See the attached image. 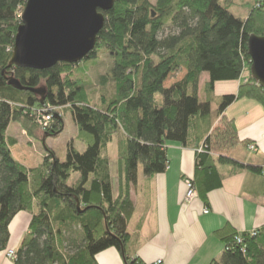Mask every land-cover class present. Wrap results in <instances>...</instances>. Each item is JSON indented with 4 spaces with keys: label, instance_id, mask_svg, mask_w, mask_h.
<instances>
[{
    "label": "trees",
    "instance_id": "obj_1",
    "mask_svg": "<svg viewBox=\"0 0 264 264\" xmlns=\"http://www.w3.org/2000/svg\"><path fill=\"white\" fill-rule=\"evenodd\" d=\"M222 2L115 0L104 13L96 49L82 61L97 58L99 51L113 57L111 78H101L111 89L104 88L96 99V85L75 78L77 65L46 70L10 66L27 0H0V252L9 258L12 223L26 213L31 216L29 233L13 250L15 264H98L97 256L109 249L119 251L125 264H145L127 251L133 240L128 231L134 213L130 188L141 167L147 177L165 173L167 146H188L192 130L199 132L197 120L212 115L211 102L203 103L199 96L201 76H209V93L216 82L241 81L237 94L221 99L218 118L241 99L264 108V88L252 77L248 53L250 36H264V0H254L246 19ZM12 76L25 88L45 89L44 102L9 85ZM170 78L175 81L166 86ZM48 107L70 112L86 150L81 153L71 144L65 162L48 150L40 167L27 168L12 154L17 140L8 136L9 128L15 123L37 141L55 137L63 131V120L44 126L39 112ZM116 136L117 198L110 155ZM238 141L235 122L224 119L197 152L193 182L203 198L222 186L219 165L243 168L224 155H212V150L227 152ZM262 231L257 237L243 235L245 253L235 240L238 233H225L226 250L213 264H264Z\"/></svg>",
    "mask_w": 264,
    "mask_h": 264
},
{
    "label": "crops",
    "instance_id": "obj_2",
    "mask_svg": "<svg viewBox=\"0 0 264 264\" xmlns=\"http://www.w3.org/2000/svg\"><path fill=\"white\" fill-rule=\"evenodd\" d=\"M174 81H167L166 86ZM208 82L209 76L203 74L199 96L203 103L210 101L211 107L212 102H221L223 97L237 94L241 83L216 82L214 91L209 93ZM224 119L235 122L239 141L227 152L212 150V155L216 158L224 155L243 168L219 165L222 186L209 192L207 199L197 189V197L187 202L185 182L196 176L197 154ZM197 124L199 132L192 130L188 146L176 143L167 146L169 164L165 173L147 177L141 167L136 185L130 188L134 213L128 231L133 240L127 251L131 257L140 258L145 264H213L225 251L226 245L222 240L225 233L244 235L264 228V108L256 101L241 99L228 107L222 117L218 118L215 113L198 119ZM119 138L115 137L110 150L116 198L120 194L121 183ZM250 145L256 146V151H251ZM205 210L209 213H204ZM30 222L31 216L26 213L14 220L10 250L18 251L29 233ZM97 262L125 264L116 249L99 254ZM0 264L15 262L7 258L6 252H0Z\"/></svg>",
    "mask_w": 264,
    "mask_h": 264
},
{
    "label": "water",
    "instance_id": "obj_3",
    "mask_svg": "<svg viewBox=\"0 0 264 264\" xmlns=\"http://www.w3.org/2000/svg\"><path fill=\"white\" fill-rule=\"evenodd\" d=\"M115 0H27L15 39L11 67L46 70L57 64L77 65L96 49ZM253 79L264 88V36L248 41ZM9 85L46 97L45 89L25 88L12 76ZM124 254V252H123Z\"/></svg>",
    "mask_w": 264,
    "mask_h": 264
},
{
    "label": "rangeland",
    "instance_id": "obj_4",
    "mask_svg": "<svg viewBox=\"0 0 264 264\" xmlns=\"http://www.w3.org/2000/svg\"><path fill=\"white\" fill-rule=\"evenodd\" d=\"M154 3L156 0H152ZM224 4H228L232 9L231 11L240 18L246 19L251 12L254 4V0H222ZM23 11V10H22ZM167 34H169L167 32ZM113 63V57L105 51H99L97 58L81 62L77 64L73 69L75 78L83 80L85 85H96L95 98H99L103 93H105L104 88L111 89V85L108 83L103 85L101 83V78L106 77V79L111 78V67ZM182 72L177 73V78H181ZM171 82V78H170ZM208 91V90H207ZM92 94V90L89 91ZM205 92L203 91V94ZM94 98V99H95ZM220 100L212 102V114L217 113L218 107L220 106ZM49 108V107H48ZM50 110L49 117L53 119L63 120V131L56 135L55 137H46V141H37L27 135L25 130H21L20 127L12 123L8 134L17 140V144L11 148L12 154L16 160H18L22 165L27 168H37L40 167L51 150L55 153L57 158L61 162L67 160L68 149L71 144L83 153L86 150V145L79 139L78 128L73 121L70 112L65 109H53ZM247 153V152H246ZM74 179L70 181L72 184ZM77 233H80L78 231ZM81 241V235L76 234ZM78 243V242H77Z\"/></svg>",
    "mask_w": 264,
    "mask_h": 264
},
{
    "label": "built area",
    "instance_id": "obj_5",
    "mask_svg": "<svg viewBox=\"0 0 264 264\" xmlns=\"http://www.w3.org/2000/svg\"><path fill=\"white\" fill-rule=\"evenodd\" d=\"M50 113V110H46L44 109L43 111H40L39 114H43L44 116L42 117V120L44 121V126H48V124H50L52 122L51 118L49 117V113ZM250 150L251 151H256V146L254 145H250ZM199 152L201 153L202 152V149L199 150ZM263 173H264V169H263ZM186 186H187V194H186V201L187 202H191L193 199H195L197 197V189H196V186L193 182V179H187L186 180ZM204 213L208 214L209 213V210H205ZM261 233H263L262 230H259V231H253L250 233L251 237H257L258 235H260ZM237 244H244V237L243 235H241V233H238L236 238H235ZM226 250V248H225ZM242 250L243 252L245 253L246 252V246L243 245L242 247ZM8 257L9 259L11 260H14L15 259V253L13 250L9 251L8 253ZM160 263V262H159Z\"/></svg>",
    "mask_w": 264,
    "mask_h": 264
}]
</instances>
